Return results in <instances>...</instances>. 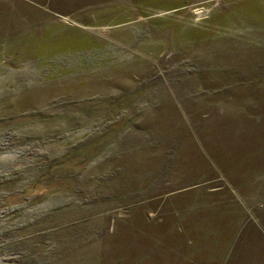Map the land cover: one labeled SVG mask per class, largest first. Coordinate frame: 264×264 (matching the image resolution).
Returning a JSON list of instances; mask_svg holds the SVG:
<instances>
[{
	"label": "rangeland",
	"instance_id": "1",
	"mask_svg": "<svg viewBox=\"0 0 264 264\" xmlns=\"http://www.w3.org/2000/svg\"><path fill=\"white\" fill-rule=\"evenodd\" d=\"M0 264H264V0H0Z\"/></svg>",
	"mask_w": 264,
	"mask_h": 264
}]
</instances>
